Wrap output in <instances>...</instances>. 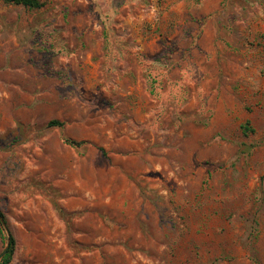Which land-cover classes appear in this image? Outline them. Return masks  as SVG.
<instances>
[{"label": "rangeland", "instance_id": "rangeland-1", "mask_svg": "<svg viewBox=\"0 0 264 264\" xmlns=\"http://www.w3.org/2000/svg\"><path fill=\"white\" fill-rule=\"evenodd\" d=\"M40 1L0 2V255L264 264V0Z\"/></svg>", "mask_w": 264, "mask_h": 264}, {"label": "trees", "instance_id": "trees-1", "mask_svg": "<svg viewBox=\"0 0 264 264\" xmlns=\"http://www.w3.org/2000/svg\"><path fill=\"white\" fill-rule=\"evenodd\" d=\"M0 2L19 4L27 8H40L42 5V2L40 0H0ZM0 223H3V215L1 212H0ZM12 252H13V240L10 238L6 252L3 255H1L0 264H9L11 261Z\"/></svg>", "mask_w": 264, "mask_h": 264}, {"label": "water", "instance_id": "water-1", "mask_svg": "<svg viewBox=\"0 0 264 264\" xmlns=\"http://www.w3.org/2000/svg\"><path fill=\"white\" fill-rule=\"evenodd\" d=\"M8 245H9V240L7 241L6 247H5L4 250L2 251L1 255H3V254L6 252V250H7V248H8ZM1 255H0V256H1Z\"/></svg>", "mask_w": 264, "mask_h": 264}]
</instances>
